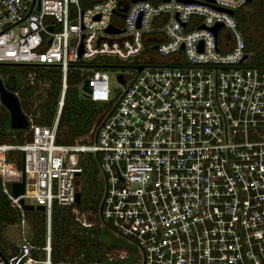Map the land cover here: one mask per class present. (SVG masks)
<instances>
[{
    "label": "built area",
    "instance_id": "1",
    "mask_svg": "<svg viewBox=\"0 0 264 264\" xmlns=\"http://www.w3.org/2000/svg\"><path fill=\"white\" fill-rule=\"evenodd\" d=\"M247 3L0 0V64L51 65L61 74L52 124L23 112L30 139L0 143V190L18 216L17 242L0 247V264H264V66L253 65L234 18ZM99 58L134 69L129 78L117 75L115 96L106 70L92 65ZM74 63L84 76L80 95L109 107L86 134L61 144L55 139ZM27 78L35 84L34 72ZM12 150L34 178L32 191L18 197L6 181ZM88 155L103 185L95 210L75 200ZM20 198L44 208L41 246L31 240ZM54 203L79 226L108 229L131 248L114 247L101 262L53 263Z\"/></svg>",
    "mask_w": 264,
    "mask_h": 264
},
{
    "label": "trees",
    "instance_id": "2",
    "mask_svg": "<svg viewBox=\"0 0 264 264\" xmlns=\"http://www.w3.org/2000/svg\"><path fill=\"white\" fill-rule=\"evenodd\" d=\"M253 0L246 6H253ZM245 6V7H246ZM244 7V8H245ZM244 8L234 12L238 28L245 42V51L250 55L253 65L264 66V0L255 4L252 11ZM80 63L69 66L66 78V90L58 121L56 142L71 144L76 138L86 134L93 122L109 104H101L82 97L79 85L84 76L79 72ZM95 69L119 68L124 64L111 58H99L92 64ZM36 74L35 84L28 82L27 74ZM0 79L4 86L14 92L23 112L33 115L40 125H50L54 120L57 102L61 91V74L56 66L0 64ZM42 84H46L43 86ZM30 139L23 129L9 126V113L0 104V143L21 144ZM8 185L22 179V152L12 150L8 153ZM80 175L82 210H95L100 204L103 185L98 178L97 162L93 156H85ZM24 214L31 224V240L36 245L44 244L45 212L43 210H25ZM18 219L17 212L7 195L0 190V231L13 225ZM114 247H127L124 240L115 237L108 229L83 228L72 217L70 209L56 203L51 214V258L53 263L64 259H79L85 262H101L104 253ZM39 253V252H37ZM82 254V256H81Z\"/></svg>",
    "mask_w": 264,
    "mask_h": 264
},
{
    "label": "water",
    "instance_id": "3",
    "mask_svg": "<svg viewBox=\"0 0 264 264\" xmlns=\"http://www.w3.org/2000/svg\"><path fill=\"white\" fill-rule=\"evenodd\" d=\"M133 1H135V0H133ZM250 1L251 0H247V2H250ZM229 13L233 14L232 11H229ZM218 28H219V25L215 26V28H213V31L216 33ZM107 31L113 32V31H117V30L114 29L112 26H110L107 29ZM139 69H141V67H139ZM119 78H120V76H119ZM82 90L88 91L86 81L82 85ZM83 96L87 97L86 94H83ZM0 103L4 108H6V110L9 113V126H10V128H12V129H26L28 127L27 117L23 113V111L21 110L20 102H19L17 95L14 92L8 90L4 86L1 79H0ZM22 160H23V156H22ZM24 190H25V175H24V172L22 170L21 181L14 182L11 184L12 196L18 197L24 193ZM75 200H76L77 204L80 203V201H81L80 192H76ZM19 202L23 205V208L25 210H32V209L43 210L44 209L42 205L34 206L32 204H23L22 198L19 199Z\"/></svg>",
    "mask_w": 264,
    "mask_h": 264
},
{
    "label": "rangeland",
    "instance_id": "4",
    "mask_svg": "<svg viewBox=\"0 0 264 264\" xmlns=\"http://www.w3.org/2000/svg\"><path fill=\"white\" fill-rule=\"evenodd\" d=\"M262 0H253V6ZM253 6H246L244 8L245 11H252ZM145 57V56H144ZM106 73L108 75V84L111 90V95L115 96L119 93L122 86H120L117 83V75L123 74L126 77H131L134 73V69L128 64L124 63L123 66L119 68H110L106 70ZM34 188V178L28 174L25 175V191L31 192ZM18 238V230L14 225H8L1 229L0 231V247L1 248H7L8 246L11 248L13 243L17 242ZM7 245V246H6Z\"/></svg>",
    "mask_w": 264,
    "mask_h": 264
},
{
    "label": "flooded vegetation",
    "instance_id": "5",
    "mask_svg": "<svg viewBox=\"0 0 264 264\" xmlns=\"http://www.w3.org/2000/svg\"><path fill=\"white\" fill-rule=\"evenodd\" d=\"M252 1V0H251Z\"/></svg>",
    "mask_w": 264,
    "mask_h": 264
}]
</instances>
